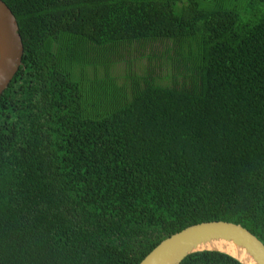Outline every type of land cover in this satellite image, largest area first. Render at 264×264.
I'll return each instance as SVG.
<instances>
[{
    "label": "trees",
    "instance_id": "16d2710c",
    "mask_svg": "<svg viewBox=\"0 0 264 264\" xmlns=\"http://www.w3.org/2000/svg\"><path fill=\"white\" fill-rule=\"evenodd\" d=\"M1 1L0 264H138L210 221L264 245V0Z\"/></svg>",
    "mask_w": 264,
    "mask_h": 264
},
{
    "label": "water",
    "instance_id": "95a60500",
    "mask_svg": "<svg viewBox=\"0 0 264 264\" xmlns=\"http://www.w3.org/2000/svg\"><path fill=\"white\" fill-rule=\"evenodd\" d=\"M22 43L14 16L0 0V95L16 73ZM231 248L233 254L218 250ZM202 251L225 254L239 264H264V245L243 227L224 221L188 226L160 241L138 264H179Z\"/></svg>",
    "mask_w": 264,
    "mask_h": 264
},
{
    "label": "bare ground",
    "instance_id": "6f19581e",
    "mask_svg": "<svg viewBox=\"0 0 264 264\" xmlns=\"http://www.w3.org/2000/svg\"><path fill=\"white\" fill-rule=\"evenodd\" d=\"M218 250H221V251H224L226 253H229V254H233L234 255V252H233V250L231 248H227V247L222 246V247H219Z\"/></svg>",
    "mask_w": 264,
    "mask_h": 264
}]
</instances>
